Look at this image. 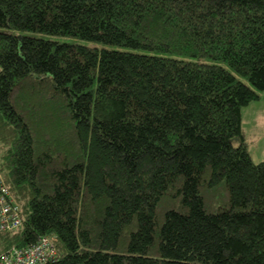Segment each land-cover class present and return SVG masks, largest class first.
<instances>
[{
	"label": "trees",
	"instance_id": "16d2710c",
	"mask_svg": "<svg viewBox=\"0 0 264 264\" xmlns=\"http://www.w3.org/2000/svg\"><path fill=\"white\" fill-rule=\"evenodd\" d=\"M74 38L99 46L58 42ZM264 0H0V171L50 264H264Z\"/></svg>",
	"mask_w": 264,
	"mask_h": 264
},
{
	"label": "built area",
	"instance_id": "2783aa9c",
	"mask_svg": "<svg viewBox=\"0 0 264 264\" xmlns=\"http://www.w3.org/2000/svg\"><path fill=\"white\" fill-rule=\"evenodd\" d=\"M23 219L19 205L7 187L0 171V233L20 230ZM57 257L51 236H42L36 243L12 248L0 257V264H50Z\"/></svg>",
	"mask_w": 264,
	"mask_h": 264
},
{
	"label": "rangeland",
	"instance_id": "374dc122",
	"mask_svg": "<svg viewBox=\"0 0 264 264\" xmlns=\"http://www.w3.org/2000/svg\"><path fill=\"white\" fill-rule=\"evenodd\" d=\"M47 39H52L58 42H65L69 44L85 45L89 47L99 46L91 42L82 41V40H78L74 38L51 37ZM263 103H264V99H262L261 101L256 100V101L250 102L247 106L241 109V117H242L241 130H242V135L245 139V143L247 144V148L251 155V146H252L253 150L256 151L254 152L252 150V154L253 152L254 154L256 153L259 159H262V160H264V140L260 142V139L257 137L259 135V132L262 126L261 125L253 126L254 122L251 123V106H253L254 104H260V108H262ZM263 116H260V117H263ZM262 124H264V122H262ZM251 125L253 126L254 130L251 129L252 128Z\"/></svg>",
	"mask_w": 264,
	"mask_h": 264
},
{
	"label": "crops",
	"instance_id": "0c3cea01",
	"mask_svg": "<svg viewBox=\"0 0 264 264\" xmlns=\"http://www.w3.org/2000/svg\"><path fill=\"white\" fill-rule=\"evenodd\" d=\"M262 99H264V93L260 94V98L258 100L261 101ZM263 115H264V103L262 105V108H260V104H254L253 106H251V123L254 122L253 126H256V125L262 126V128H261L262 131L260 130L259 135L257 136L260 139V142H262L264 140V124H262V122H264V116ZM260 116H263V117H260ZM241 124H242V117H241ZM253 126L251 125L252 130H254ZM252 150H253V148L251 146V158L253 161H255V162L264 161L262 159H259V157L257 156L256 153L254 154V152H256L255 150H253L254 152L252 154Z\"/></svg>",
	"mask_w": 264,
	"mask_h": 264
}]
</instances>
